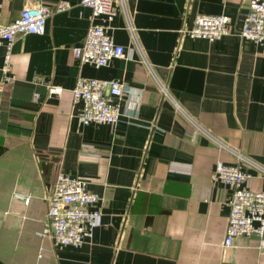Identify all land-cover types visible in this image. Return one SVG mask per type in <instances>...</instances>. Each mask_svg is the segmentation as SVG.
I'll list each match as a JSON object with an SVG mask.
<instances>
[{"label": "crops", "instance_id": "obj_1", "mask_svg": "<svg viewBox=\"0 0 264 264\" xmlns=\"http://www.w3.org/2000/svg\"><path fill=\"white\" fill-rule=\"evenodd\" d=\"M60 1L0 0V24L26 4ZM63 1L69 6L46 17L43 33L13 40L7 82L0 44V264H264L255 235L224 245L230 191L213 177L217 162L238 164L249 187L264 189V44L238 33L249 0H113L109 21L91 18L80 0ZM197 13L227 14L231 32L211 41L181 34ZM90 22L107 25L126 55L100 66L73 57ZM78 76L129 87L116 124L80 122ZM48 83L61 93L48 94ZM60 171L101 195L79 246L37 234Z\"/></svg>", "mask_w": 264, "mask_h": 264}, {"label": "built area", "instance_id": "obj_2", "mask_svg": "<svg viewBox=\"0 0 264 264\" xmlns=\"http://www.w3.org/2000/svg\"><path fill=\"white\" fill-rule=\"evenodd\" d=\"M80 4L91 9V18L103 15L109 21L115 14L113 0H80ZM68 2L60 1L54 7L41 2H32L21 8L20 15L14 20L0 24V44L5 43L7 51L2 67L4 82L11 80L10 48L18 34L43 33L46 17L54 12L67 8ZM230 17L225 13H197L190 27L180 29V33L189 37L213 40L221 35L229 34ZM131 32L133 26L128 25ZM240 36L258 44H264V0H249L240 29ZM129 50H133L131 47ZM73 57L81 62H89L95 66L105 65L112 58L126 55L124 45L113 40L104 23L90 22L81 44L72 46ZM147 69L153 73L152 66L143 57ZM163 93L168 95L166 85L156 78ZM2 82H0V88ZM62 86L48 83V94L58 95ZM106 90L108 92L106 93ZM73 101H81L78 118L83 124L90 122L114 125L119 120L121 100L129 92V87L118 80H107L94 77L78 76L71 88ZM141 93V90L139 91ZM33 98L38 93L33 92ZM136 102L127 100V106L134 107ZM195 131L211 137L220 143L203 126L190 116H186ZM242 160L251 162L247 157L235 152ZM261 174L264 167L259 166ZM249 173L238 164L219 161L213 172V177L222 182L229 191L230 206L226 226L224 245L233 243L235 236L255 235L258 238V248L264 249V189L249 187L246 181ZM88 179L58 172L52 188L46 195L47 209L43 218V227L37 231L39 236L49 234L55 244L79 246L92 235V230L101 213V195L88 188ZM24 201L28 197L15 194Z\"/></svg>", "mask_w": 264, "mask_h": 264}]
</instances>
